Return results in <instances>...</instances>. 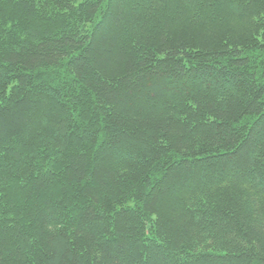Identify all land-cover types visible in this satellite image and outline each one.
Listing matches in <instances>:
<instances>
[{"label":"trees","instance_id":"obj_1","mask_svg":"<svg viewBox=\"0 0 264 264\" xmlns=\"http://www.w3.org/2000/svg\"><path fill=\"white\" fill-rule=\"evenodd\" d=\"M0 264H264V0H0Z\"/></svg>","mask_w":264,"mask_h":264}]
</instances>
